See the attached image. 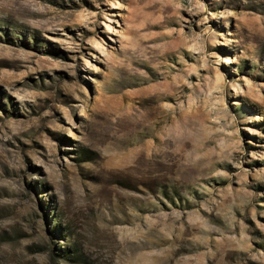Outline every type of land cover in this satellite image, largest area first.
Here are the masks:
<instances>
[{"label": "rangeland", "instance_id": "rangeland-1", "mask_svg": "<svg viewBox=\"0 0 264 264\" xmlns=\"http://www.w3.org/2000/svg\"><path fill=\"white\" fill-rule=\"evenodd\" d=\"M0 264H264V0H0Z\"/></svg>", "mask_w": 264, "mask_h": 264}]
</instances>
